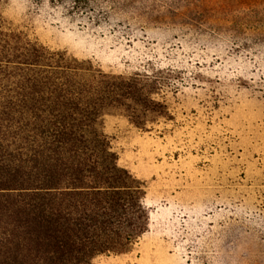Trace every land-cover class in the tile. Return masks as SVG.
Returning <instances> with one entry per match:
<instances>
[{"label":"rangeland","instance_id":"1","mask_svg":"<svg viewBox=\"0 0 264 264\" xmlns=\"http://www.w3.org/2000/svg\"><path fill=\"white\" fill-rule=\"evenodd\" d=\"M26 1L0 0V15L50 48L106 72L162 76L157 122L142 129L116 110L101 120L141 183L147 229L89 264H264V0H85L65 23L68 7L50 15ZM93 2L119 13L110 27L88 23Z\"/></svg>","mask_w":264,"mask_h":264},{"label":"trees","instance_id":"2","mask_svg":"<svg viewBox=\"0 0 264 264\" xmlns=\"http://www.w3.org/2000/svg\"><path fill=\"white\" fill-rule=\"evenodd\" d=\"M26 3L37 10L50 5V15L68 7L57 16L64 23L91 6ZM95 3L88 23L110 27L119 13H97ZM157 71H103L0 15V264H89L127 251L146 231L141 183L119 166L101 120L116 110L142 129L157 122L167 109L157 98Z\"/></svg>","mask_w":264,"mask_h":264}]
</instances>
